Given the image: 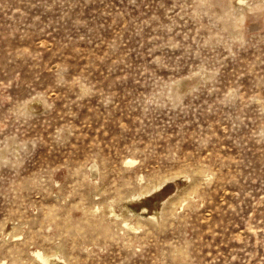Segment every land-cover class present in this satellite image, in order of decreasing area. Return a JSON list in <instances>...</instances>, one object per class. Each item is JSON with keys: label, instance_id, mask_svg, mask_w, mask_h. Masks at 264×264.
Listing matches in <instances>:
<instances>
[{"label": "rangeland", "instance_id": "obj_1", "mask_svg": "<svg viewBox=\"0 0 264 264\" xmlns=\"http://www.w3.org/2000/svg\"><path fill=\"white\" fill-rule=\"evenodd\" d=\"M0 264H264V0H0Z\"/></svg>", "mask_w": 264, "mask_h": 264}, {"label": "bare ground", "instance_id": "obj_2", "mask_svg": "<svg viewBox=\"0 0 264 264\" xmlns=\"http://www.w3.org/2000/svg\"><path fill=\"white\" fill-rule=\"evenodd\" d=\"M131 162H133V161L130 160V163H131ZM143 208H144V207H143ZM37 255H38L39 257L43 258L45 261L50 262V261L52 260V257L46 256V255H44V254H42V253H40V252H37Z\"/></svg>", "mask_w": 264, "mask_h": 264}]
</instances>
